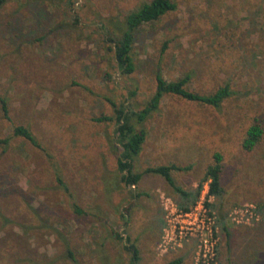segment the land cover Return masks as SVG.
Segmentation results:
<instances>
[{
  "label": "rangeland",
  "instance_id": "obj_1",
  "mask_svg": "<svg viewBox=\"0 0 264 264\" xmlns=\"http://www.w3.org/2000/svg\"><path fill=\"white\" fill-rule=\"evenodd\" d=\"M148 1L0 6V264H129L126 237L139 250L137 264H166L189 244L194 264L195 239L162 245L163 202L178 205L180 195L153 173L127 186L116 164L114 109H142L157 71L168 81L189 73L188 89L201 94L229 83L233 94L219 107L165 94L135 123L146 138L133 171L189 166L171 175L186 191L202 185L190 207L219 152L224 193L208 203L217 216L216 262L264 264V0H172L175 10L136 30L135 69L126 74L112 39L126 15ZM256 121L263 135L244 150ZM17 125L43 149L14 136ZM243 204L255 206L258 220L236 222L233 211Z\"/></svg>",
  "mask_w": 264,
  "mask_h": 264
},
{
  "label": "trees",
  "instance_id": "obj_2",
  "mask_svg": "<svg viewBox=\"0 0 264 264\" xmlns=\"http://www.w3.org/2000/svg\"><path fill=\"white\" fill-rule=\"evenodd\" d=\"M7 0H0V6ZM176 3L172 0H150L143 2L139 7L129 12L124 20L125 29L118 38L112 39L114 60L119 70L123 73H132L135 69L134 58L132 55L134 37L136 30L144 23L155 21L167 12L175 10ZM156 87L146 105L139 111L128 110L123 104L115 107V147L118 149L116 160L117 168L121 172V180L127 186H136L145 173H153L162 176L173 190L180 195L183 201H179L180 208L186 210L191 202L198 197L202 185L199 184L194 190L186 191L175 183L171 175L172 170L189 169V166L182 167L175 164L149 166L142 172L133 171V161L142 149L146 138L144 129H137L135 123L145 121L153 111L157 110L165 94H175L186 100L196 101L213 107H219L222 102L233 94L229 83H224L215 91L209 94H201L188 89L187 84L191 79L189 73L177 78L176 80H166L160 71L155 74ZM3 101V100H2ZM3 111L6 112L5 102L2 104ZM135 117V122H133ZM111 117H101L97 120H109ZM13 135L26 139L31 145L43 149L33 133L25 126L17 125L13 128ZM263 135V127L256 121L250 125L242 140L244 150H252L260 141ZM6 141V140H4ZM222 155L219 152L213 154V162L205 170L203 181H208V192L215 198H220L224 193L221 182V172L223 168ZM80 211V210H78ZM124 248L130 253V263L137 264L139 260V250L137 246L130 242V238H125ZM179 259L167 262L166 264H178Z\"/></svg>",
  "mask_w": 264,
  "mask_h": 264
},
{
  "label": "built area",
  "instance_id": "obj_3",
  "mask_svg": "<svg viewBox=\"0 0 264 264\" xmlns=\"http://www.w3.org/2000/svg\"><path fill=\"white\" fill-rule=\"evenodd\" d=\"M208 189V183H206L195 204L186 210L180 208L168 197L163 202L165 226L162 245L164 248L181 246L184 242L195 239L197 249L194 264H217V216L216 212L208 206L213 197ZM233 217L236 222L246 224H250V220H258L253 204H243L235 209Z\"/></svg>",
  "mask_w": 264,
  "mask_h": 264
},
{
  "label": "crops",
  "instance_id": "obj_4",
  "mask_svg": "<svg viewBox=\"0 0 264 264\" xmlns=\"http://www.w3.org/2000/svg\"><path fill=\"white\" fill-rule=\"evenodd\" d=\"M192 248V244H189L184 250H181L178 256H175L173 260L179 259L180 262L178 264H190V260L188 258L189 250ZM172 261V260H170ZM169 262V261H168Z\"/></svg>",
  "mask_w": 264,
  "mask_h": 264
}]
</instances>
